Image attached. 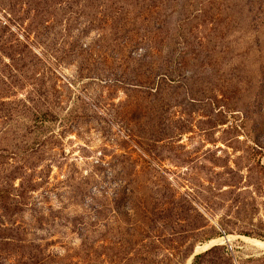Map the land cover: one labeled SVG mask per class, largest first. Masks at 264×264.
Returning a JSON list of instances; mask_svg holds the SVG:
<instances>
[{"label": "rangeland", "instance_id": "1", "mask_svg": "<svg viewBox=\"0 0 264 264\" xmlns=\"http://www.w3.org/2000/svg\"><path fill=\"white\" fill-rule=\"evenodd\" d=\"M2 1L0 264H264V0Z\"/></svg>", "mask_w": 264, "mask_h": 264}, {"label": "trees", "instance_id": "2", "mask_svg": "<svg viewBox=\"0 0 264 264\" xmlns=\"http://www.w3.org/2000/svg\"><path fill=\"white\" fill-rule=\"evenodd\" d=\"M5 7L6 5H4L3 1L0 0V11H5ZM7 27L0 21V54L2 53V50H3V46H4V39L3 37H1V33L4 32V30L6 29ZM3 193V189H0V194Z\"/></svg>", "mask_w": 264, "mask_h": 264}, {"label": "bare ground", "instance_id": "3", "mask_svg": "<svg viewBox=\"0 0 264 264\" xmlns=\"http://www.w3.org/2000/svg\"><path fill=\"white\" fill-rule=\"evenodd\" d=\"M248 241H250L253 245H254V247L256 246V247H258V249L259 248H261V249H263L264 248V243H261V242H259V241H256V240H248ZM216 242H213V243H211L210 245H208V246H211V245H214ZM206 247V246H205ZM203 249H206V248H203ZM207 250V249H206Z\"/></svg>", "mask_w": 264, "mask_h": 264}]
</instances>
